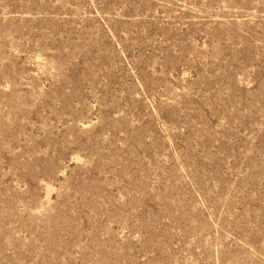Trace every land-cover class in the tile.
Wrapping results in <instances>:
<instances>
[{
    "label": "rangeland",
    "instance_id": "rangeland-1",
    "mask_svg": "<svg viewBox=\"0 0 264 264\" xmlns=\"http://www.w3.org/2000/svg\"><path fill=\"white\" fill-rule=\"evenodd\" d=\"M0 264H264V0H0Z\"/></svg>",
    "mask_w": 264,
    "mask_h": 264
}]
</instances>
